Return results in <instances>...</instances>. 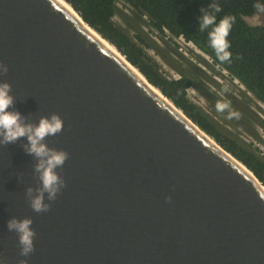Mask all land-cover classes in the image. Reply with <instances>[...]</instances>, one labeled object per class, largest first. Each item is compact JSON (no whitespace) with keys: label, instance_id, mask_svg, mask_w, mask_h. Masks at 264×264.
<instances>
[{"label":"water","instance_id":"obj_1","mask_svg":"<svg viewBox=\"0 0 264 264\" xmlns=\"http://www.w3.org/2000/svg\"><path fill=\"white\" fill-rule=\"evenodd\" d=\"M72 10L0 0L9 111L59 117L42 143L67 154L50 199L27 138L0 143V264H264V184ZM12 219L32 221L27 255Z\"/></svg>","mask_w":264,"mask_h":264},{"label":"trees","instance_id":"obj_2","mask_svg":"<svg viewBox=\"0 0 264 264\" xmlns=\"http://www.w3.org/2000/svg\"><path fill=\"white\" fill-rule=\"evenodd\" d=\"M88 24H91L105 40L114 45L148 80L159 89L178 109L199 128L214 139L224 150L243 163L261 183L264 184V148L252 150L249 145L240 144L217 128L206 113L190 98L189 89L195 84L191 77L171 78L160 70L158 63L150 56L144 40L132 38L114 22L116 5L122 1L147 26L162 37L182 38L206 54L214 65L227 71L238 80L248 92L264 105V26L250 25L247 17L256 14L254 0H65ZM211 3H218L224 15L236 17L229 34L231 58L221 63L210 47L208 33L199 28L198 17L202 9ZM260 122L264 130V117Z\"/></svg>","mask_w":264,"mask_h":264},{"label":"rangeland","instance_id":"obj_3","mask_svg":"<svg viewBox=\"0 0 264 264\" xmlns=\"http://www.w3.org/2000/svg\"><path fill=\"white\" fill-rule=\"evenodd\" d=\"M114 22L132 38L140 36L150 47L148 53L161 72L171 78L191 77L195 87L189 89L191 100L215 122L217 128L252 150L264 148V130L257 120L264 117V105L230 74L184 39L162 37L150 30L145 19L137 17L122 1L116 5ZM250 25L264 26V15L249 17ZM217 102L228 108L217 111Z\"/></svg>","mask_w":264,"mask_h":264},{"label":"clouds","instance_id":"obj_4","mask_svg":"<svg viewBox=\"0 0 264 264\" xmlns=\"http://www.w3.org/2000/svg\"><path fill=\"white\" fill-rule=\"evenodd\" d=\"M253 7L257 15H264V0H254ZM221 11V6L218 3H211L207 9H202L198 21L201 31L210 28L208 33L210 47L215 53L216 59L223 63L229 61L232 55L229 51L230 42L228 37L236 17L224 15L218 19L216 13ZM248 18L245 19L246 22ZM9 90V85L0 84V143H12L22 137L27 138V152L39 159L37 171L40 173L43 190L48 192L50 199L54 198L61 183L55 170L63 165L67 154L62 151L48 149L42 141L47 136L59 132L62 129V121L59 117L52 116L51 119H41L36 126L22 123L19 112L9 111L13 104V98L9 95ZM225 108H228L227 103L217 102V111H222ZM31 207L37 212L46 210L47 206L43 203V196L33 198ZM31 223L32 221L29 219H12L7 223L8 230L15 231L18 234L22 254L24 255L33 250L35 233L31 229Z\"/></svg>","mask_w":264,"mask_h":264},{"label":"bare ground","instance_id":"obj_5","mask_svg":"<svg viewBox=\"0 0 264 264\" xmlns=\"http://www.w3.org/2000/svg\"><path fill=\"white\" fill-rule=\"evenodd\" d=\"M57 1L60 4H62L67 10H69L70 12H73L74 13V11L72 10V8L64 0H57ZM86 29L88 31H90L99 41H101L111 52H113V54H115L117 57H119L121 61H124L123 63H126V65H128V63L126 62V60L118 53V51L114 47H112L111 45H109L108 42H106L103 38H101L94 30L88 28V26H86ZM135 72L140 76V74L137 71H135ZM141 78H142V76H141ZM142 79H143V81H145V83H147L146 80H144V78H142ZM155 92L164 101H166L169 105L172 106V103L164 95H162L157 89H155Z\"/></svg>","mask_w":264,"mask_h":264}]
</instances>
